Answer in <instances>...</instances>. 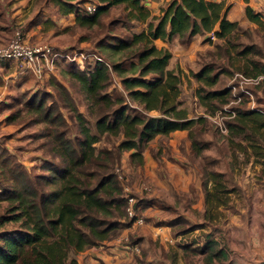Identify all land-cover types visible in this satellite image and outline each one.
Segmentation results:
<instances>
[{"label":"trees","instance_id":"obj_1","mask_svg":"<svg viewBox=\"0 0 264 264\" xmlns=\"http://www.w3.org/2000/svg\"><path fill=\"white\" fill-rule=\"evenodd\" d=\"M56 1L61 11L76 15L78 27L87 29L101 24V18L109 11L108 6L126 4L130 10L128 16L137 22H146L151 14L145 7L146 0H100L101 7L97 6L92 14L87 12L91 3L81 6L72 0ZM227 12L224 1L170 0L160 16L151 18L146 31L135 33L131 39L119 41L117 45L109 44L108 48L116 53L140 46L132 53L137 63L131 65V71L139 77L123 80L126 96L106 93L111 76L106 64L90 62L83 70L68 62L76 70L70 77L86 92L95 120L93 127L87 118L76 113L81 138L69 136L66 118L48 106L40 93H20L8 103L11 108L23 99V108L30 107L40 122L48 125L49 151L60 163L46 161L47 167L41 170L48 175H37L24 168L0 145V203L6 204L0 214V264H79L77 254L100 245L124 221L131 222L124 194L128 175L121 180L117 172L122 168L124 152H132L131 160L140 163L145 148L157 137L168 138L177 131H189L196 157L201 156L202 149L198 148L192 130L205 118L190 117L191 112L181 99L182 72L169 69L172 54L166 48H158L155 41L177 37L180 43L188 42L196 35L214 32L217 41L208 38V42L234 60L235 66L241 63L237 68L234 66L235 73L250 78L264 75V63L248 57L251 53L257 54L253 47L235 49L233 39L242 27L229 21ZM246 15L251 23L264 26L261 13L247 7ZM22 31L27 40L26 32ZM116 69H121L120 65ZM214 71V67L206 65L192 73V77L203 84L196 93L199 104L212 114L231 99L230 88L205 90L204 86L213 88L219 82L221 73L213 74ZM151 74L154 75L152 79L148 78ZM246 100L249 101L248 97ZM69 106L76 111L73 103ZM257 110L248 111L241 118L243 116L246 122L248 116L253 122L264 120ZM230 122L227 123L228 132L239 135V130L231 127ZM104 137L116 138L118 146L98 147ZM203 172L209 207L226 206L230 194L242 192L240 187H228L225 173L209 172L206 165H203Z\"/></svg>","mask_w":264,"mask_h":264},{"label":"crops","instance_id":"obj_2","mask_svg":"<svg viewBox=\"0 0 264 264\" xmlns=\"http://www.w3.org/2000/svg\"><path fill=\"white\" fill-rule=\"evenodd\" d=\"M79 1L72 0V3ZM169 1L146 0L145 7L152 15L160 16L159 8ZM212 1H224L228 8L227 19L240 25L251 23L246 15L247 7L264 17V0ZM14 5L16 12L23 9L24 12L26 9L30 11L27 20L20 19L27 13L12 16L15 13ZM60 8L56 0H0V30L10 34L8 30L13 33V29L22 27L30 43L58 45V38L76 25V15L66 14ZM216 31H219V27ZM196 37L199 40L193 46L203 42L207 45L209 34L193 38ZM170 44H180L179 38L155 41L158 48L171 52L169 69L180 70L182 77L187 74L190 78L186 68L189 59L178 58L180 54L173 52ZM192 55V61L196 60L195 54ZM47 78L38 80L32 75H23L17 72L14 62L0 63V93L6 95V99L14 93H35L37 82L43 85ZM249 126L255 133L263 129L259 124L257 127ZM246 139L242 143L248 144L244 148L248 150L250 160L255 156L259 159V154L263 153L255 147L252 139L249 138L247 143ZM252 149L255 153L251 152ZM192 150L189 131H177L168 138L157 137L151 141L140 163L131 160L132 152H124L121 166L128 175L126 186L140 200L139 207L145 224L138 226L124 221L100 245L77 254L78 263L264 264V192L262 200L258 198L261 188L241 186L244 202L229 201L226 206H218L217 209L225 217H214L207 211L210 207L206 204L207 189L203 185L201 156L196 157ZM145 181L150 190L143 189Z\"/></svg>","mask_w":264,"mask_h":264},{"label":"rangeland","instance_id":"obj_3","mask_svg":"<svg viewBox=\"0 0 264 264\" xmlns=\"http://www.w3.org/2000/svg\"><path fill=\"white\" fill-rule=\"evenodd\" d=\"M86 2L88 4L91 3L97 5L98 9L101 7L100 0H81L77 5L83 6ZM16 5L13 7L14 11ZM102 5L105 6L108 4ZM161 7L159 9L162 13L166 8V5H163L165 8ZM108 8L109 11L101 18L100 25L91 29L80 28L75 25L73 29L58 38L60 44H48L54 46L57 50L65 51L67 53L85 52L90 54L94 52L93 54L97 53L101 55V58L112 66L111 69H109L111 76L109 85L106 88V93L122 94L126 96L123 80L129 77H139L138 73L131 71V65L137 63V58L132 56V53L140 46H137L134 50L116 53L112 49H109L108 45H117L119 41L131 39L135 33L146 31L151 18L155 16L150 12V18L146 22H137L133 20L131 16H128L130 15V10H128L126 4L108 6ZM24 10L25 9L21 12L15 11L12 16L15 17L20 16V13H27L24 17L20 18L21 20H27L30 11L27 12L28 10L26 9L24 12ZM241 27L242 30L233 39V42L236 44L235 49L241 51L246 46L253 47L257 54L251 53L248 57L254 61L264 63V26L260 27L254 23H250L247 25H241ZM2 30L3 29L0 30V48L3 47L13 36V33L10 30H8L10 34L2 32ZM7 35H11V37L9 38ZM198 40L199 38L196 37L191 38L188 42H181L177 45L170 44V49L173 52L180 54L178 58L181 57L184 59L185 57L191 61L187 60L188 62H186V68L188 69L187 71L190 78L187 77V74H185V77H182L181 99L184 102V107L191 112V118H205V120L203 119L204 121L197 123L192 130L194 140L198 143V148L202 149L200 158L202 161V168L203 165H206V169L209 172L217 171L225 173L226 178L228 179V187H236L238 189V187L241 186H254L261 188L258 198H262L263 200L261 195L262 192H264V120L253 122L251 120L252 117L248 116L246 122V119L243 118V116L241 118V115L248 111L258 109L257 111H259L264 117V84L252 88L254 100L256 102V109H251L249 107L246 98H243V101L236 107L237 118L235 121L230 122V125L239 130V135L233 134L231 131H229V134L226 136L222 135L208 117L209 115H212V113L207 112L206 108L199 104L196 93L197 89L203 84L199 83L194 77H192V73H197L203 67H206V65H210L215 68L213 74H221L219 76L218 84L213 88L204 86L205 90L208 92L225 88L231 89L233 86L239 85V80H235L234 77L236 75L235 72H237L235 67L237 68V65H240L241 63H238L235 66V64H233V62H235L234 60H231L229 56H226L223 52H219L216 46L212 45L210 42H207V45L203 42V44L200 43L193 46L192 44ZM99 45L103 47L99 48ZM193 53L196 57V60L194 59L195 61H192L194 55L191 56V54ZM232 53L234 56L236 51L234 50ZM176 62H178V60ZM67 63L68 62H62L60 67L58 65L53 73L50 72L46 76L48 78L43 85L37 82V91L35 90V93H40V95L45 96L47 105L51 106L58 114H61L66 118L70 137L81 138L82 136L78 134L79 123L76 120V113L87 118L93 127L95 120L90 113V102L87 98L86 92L77 81L70 77V73L76 70ZM89 64L90 63L85 64L83 70L86 69ZM117 65H120L121 69L117 70ZM56 75L60 79H58ZM153 77L154 75L152 74L148 76L150 79ZM235 93L238 95V91L231 92L230 101H233ZM18 94L20 93H14L11 97L7 96L9 99H6V95L0 93V145L7 149L15 160L30 172L37 175H48L41 170L42 167H47L46 161L57 164L60 163L59 160H56L51 156L49 151L50 148L48 142L50 139L47 136L46 131L48 125L42 124L39 120V116H37V114L34 113V110L30 107L23 108L24 100L22 98V100L15 102L11 108L8 107V103H10ZM27 94L31 95L32 93L27 92ZM37 102L38 101H35V104H37ZM70 103L75 105L76 111L70 108ZM221 107L223 106H219L216 110H219ZM9 115H11L10 117L12 118L10 121L9 119L7 120ZM153 115H156V113H153ZM249 124H252L254 127H257L259 124L261 125V129H263L260 130V132L257 131L255 133L251 131ZM246 125H248V127H246ZM245 138H247L246 143L249 138L252 139V141L256 143L255 147L263 153V155L259 154V159L255 156V159L250 160L249 152L244 148V145H246L245 147H248V144L242 143V140ZM114 145L118 146L116 138L104 137L102 138V141L98 143V147H113ZM192 151L196 155V152L194 150ZM251 152L255 153L253 149ZM197 165L200 167L199 163H197ZM204 183L205 178H203V185ZM144 186H149L147 181L143 184V189ZM208 187H212L211 184H209ZM243 196L242 192L238 191L237 193L230 194L228 199L229 201L243 203ZM5 206L6 204L0 203V214L3 213ZM210 214L214 215V217H225V214L217 209V207H210Z\"/></svg>","mask_w":264,"mask_h":264},{"label":"built area","instance_id":"obj_4","mask_svg":"<svg viewBox=\"0 0 264 264\" xmlns=\"http://www.w3.org/2000/svg\"><path fill=\"white\" fill-rule=\"evenodd\" d=\"M96 10L97 5L95 4L87 6V12L90 14L94 13ZM209 38L213 41H217L214 32L209 33ZM94 61L104 63L111 69V65L93 53H67L57 50L54 46L49 44H29L21 28L15 29L10 40L0 48V62H14L19 73L23 75H33L38 80H43L50 72L53 73L62 62H69L83 69L86 63ZM234 78L235 80H239V85L233 86L231 92L238 91V95L235 93L233 101H230L223 108L208 116L223 135H228L227 123L237 118L236 107L243 101V98L248 97L249 107L251 109H256L252 88L264 84V75L250 78L243 74L236 73ZM117 172L121 180L127 175L123 168L118 169ZM144 190H150V187L144 186ZM124 194L128 199V220L138 226L144 225L145 219L140 211L137 197L132 195L130 188L126 185L124 187Z\"/></svg>","mask_w":264,"mask_h":264}]
</instances>
